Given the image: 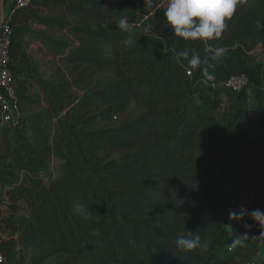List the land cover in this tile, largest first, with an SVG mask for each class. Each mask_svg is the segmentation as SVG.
Here are the masks:
<instances>
[{"label": "trees", "instance_id": "obj_1", "mask_svg": "<svg viewBox=\"0 0 264 264\" xmlns=\"http://www.w3.org/2000/svg\"><path fill=\"white\" fill-rule=\"evenodd\" d=\"M40 3L49 15L30 13L42 30L29 34L51 74L29 103L28 141L13 146L0 129V159L20 179L6 190L12 215L3 220L17 238L1 251L19 264H226L256 252L262 241L251 239L222 252L253 221L224 215L220 189L232 185L218 183L215 168L228 162L233 185L245 186L239 210L264 211V139L229 156L217 108L194 91L203 64L191 69L178 55L187 46L166 22L167 0ZM226 23L220 38L194 41L189 58L202 61L208 45L236 47L233 55L264 45V0H238ZM188 232L200 247H177Z\"/></svg>", "mask_w": 264, "mask_h": 264}, {"label": "rangeland", "instance_id": "obj_2", "mask_svg": "<svg viewBox=\"0 0 264 264\" xmlns=\"http://www.w3.org/2000/svg\"><path fill=\"white\" fill-rule=\"evenodd\" d=\"M258 7L260 6L252 5L249 10L254 12L255 9H260ZM33 9L34 11L37 9L38 11L36 12L39 14L33 13ZM25 12H28L29 17L31 16L29 13L44 16L49 15V11L42 8L40 0L35 1L32 7ZM183 44L184 46H187L189 53H191V51H195L197 48L196 43L191 40H185ZM235 48L236 47L225 48L226 51L219 61L211 60V52L203 54L204 56L202 55V62L208 61L214 65L213 68H209V71L213 73L214 78L211 80L207 79V77L203 74L204 65H202V69L200 70V79L194 87L198 100L203 103L206 109H209L213 103L217 108V115L222 120L223 131L228 137V154L230 157H236L244 154L250 150V146L253 142H256V140L262 141L264 139V122L258 119H253L252 116V114L257 111L264 115V90L262 89V86H264V45L259 43L253 51L245 53L244 55H233L230 53L235 51ZM44 50L45 54L42 53L41 58H38V63H35V66H37V74H34L35 84L31 94L36 98L40 93V89L38 87L39 80L40 82H49L50 80L49 77L51 71L49 69L51 57L45 48ZM27 60H29V58ZM236 72L237 74H248L251 79L250 85L242 93L237 94L223 88L219 90L212 88L211 83L217 82L218 76L226 77L230 74H235ZM193 73L195 74V71H193ZM101 79L102 78L100 77L96 81ZM75 92L78 91L75 90ZM21 97L24 102L23 112L25 115H28L30 111L29 103H32L33 101H30V99L26 98L25 95H22ZM122 120L123 119H118L117 122H121ZM8 130L9 139L13 146L26 142L30 138L27 126L21 130ZM215 171L218 183L221 184L222 181L225 180L232 185L231 189H220L219 199L224 215L233 210L238 211L248 196L245 186L243 184L239 186L233 185L229 176L230 169L228 162H226L223 167H216ZM10 173L13 177L9 176ZM18 181H20L18 175L9 170L8 165L0 159V197L5 189H8ZM10 202L12 203L13 201L10 199ZM252 205L255 206L254 201L251 202V206ZM17 206L19 210H24V201L18 202ZM9 208L11 209L10 206ZM260 231V228L253 222L252 226L248 230L249 239L253 240V237L258 238ZM226 247H229L228 244L223 246L222 252L225 255H228L229 249ZM20 259L17 260V263H14L8 258V264H19ZM59 262L60 258L47 264H58ZM21 264L25 263L21 262ZM226 264H264V241H262L261 246L256 252L246 253L241 259L238 258L234 261H230L228 258Z\"/></svg>", "mask_w": 264, "mask_h": 264}, {"label": "clouds", "instance_id": "obj_3", "mask_svg": "<svg viewBox=\"0 0 264 264\" xmlns=\"http://www.w3.org/2000/svg\"><path fill=\"white\" fill-rule=\"evenodd\" d=\"M237 4L238 0H167L164 16L174 36L184 40L212 41L222 36L227 27L226 21L232 19ZM118 23L121 28L128 24L125 18L120 19ZM208 50L211 52L212 61H219L226 51L222 47L213 48L211 45H208ZM178 55L188 60L191 69H200L203 64V74L209 80L214 78L213 73L209 71L214 65L208 61L202 62L199 54L189 58V52L182 50ZM245 216H248L261 230L259 237L252 239L264 241V211L241 208L239 211L229 213V219L237 222L243 221ZM244 227L246 231L234 236L229 249L244 247L249 241L247 229L251 226L245 223ZM176 245L184 250L196 249L201 246V236L188 232L187 236H181L176 240Z\"/></svg>", "mask_w": 264, "mask_h": 264}, {"label": "built area", "instance_id": "obj_4", "mask_svg": "<svg viewBox=\"0 0 264 264\" xmlns=\"http://www.w3.org/2000/svg\"><path fill=\"white\" fill-rule=\"evenodd\" d=\"M37 0H15L13 9L7 18L2 15V0H0V129H24L26 125L24 102L17 86L16 76L12 71V50L16 39V29L12 18L18 12L27 11ZM193 76L192 72H188ZM247 74H234L224 82L211 83L212 88H224L233 93L240 94L250 85ZM264 90V86H262ZM0 217V246L3 243L16 239L3 225ZM0 264H8L7 256L0 249Z\"/></svg>", "mask_w": 264, "mask_h": 264}, {"label": "crops", "instance_id": "obj_5", "mask_svg": "<svg viewBox=\"0 0 264 264\" xmlns=\"http://www.w3.org/2000/svg\"><path fill=\"white\" fill-rule=\"evenodd\" d=\"M14 4L15 0H2L3 17H8ZM36 11L38 10L35 9L34 11L33 9V13L39 14ZM30 17L28 12H18L12 18L13 25L16 28V39L12 50V71L16 76L17 86L21 94L25 95L30 101H34L36 97L31 92L35 84L34 74H37L35 63H38V58H41L42 53L45 54V50L41 42L29 34L32 31L42 30V26L33 22ZM28 58L29 60H27ZM9 176L13 177L11 173ZM6 190L0 197V217L3 219H7L12 215V211L9 208L12 203Z\"/></svg>", "mask_w": 264, "mask_h": 264}]
</instances>
